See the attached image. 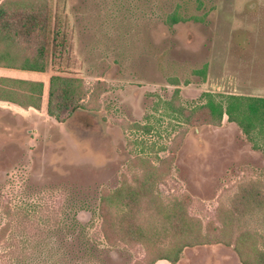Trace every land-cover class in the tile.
<instances>
[{
  "label": "rangeland",
  "instance_id": "rangeland-1",
  "mask_svg": "<svg viewBox=\"0 0 264 264\" xmlns=\"http://www.w3.org/2000/svg\"><path fill=\"white\" fill-rule=\"evenodd\" d=\"M16 1L47 5L51 60L44 73L0 67L44 84L39 110L0 100V264H153L171 245L120 239L104 205L143 164L162 173L166 206L182 202L203 235L219 225L264 173V142L201 109L208 95L264 97V0H0V13ZM53 75L84 81L83 108L48 114ZM217 237L175 264H242Z\"/></svg>",
  "mask_w": 264,
  "mask_h": 264
},
{
  "label": "trees",
  "instance_id": "trees-1",
  "mask_svg": "<svg viewBox=\"0 0 264 264\" xmlns=\"http://www.w3.org/2000/svg\"><path fill=\"white\" fill-rule=\"evenodd\" d=\"M46 9L44 3L16 1L1 11L0 67L43 73L48 70L51 59L45 45ZM19 34L24 35L26 44L16 38ZM6 83L16 86L5 89L2 85ZM1 90L2 95L8 97L0 95L2 101L26 109H41L43 82L1 77ZM89 91L82 79L53 75L49 84L48 114L57 116L55 107L66 110L69 116L74 114L84 107L80 101ZM208 97L201 111H207L211 124L220 126L227 116L245 134L250 137L256 134L264 142V97L231 95L221 101H216L213 95ZM141 167L145 174L142 181L138 178L137 185L124 181L121 187L104 196V205L115 219L114 232L120 239L125 236L146 245L158 242L171 245L153 264L160 260L175 264L186 247L212 244L209 236L214 232L218 236L217 243L232 247L242 264H264L263 172L255 173L240 185L228 205L217 213L219 225L213 224L203 235L201 225L194 223L182 202L166 206L154 192V180L162 174L159 168L149 171L145 164Z\"/></svg>",
  "mask_w": 264,
  "mask_h": 264
},
{
  "label": "crops",
  "instance_id": "crops-1",
  "mask_svg": "<svg viewBox=\"0 0 264 264\" xmlns=\"http://www.w3.org/2000/svg\"><path fill=\"white\" fill-rule=\"evenodd\" d=\"M164 261V260H163ZM163 261H160V262H163Z\"/></svg>",
  "mask_w": 264,
  "mask_h": 264
}]
</instances>
